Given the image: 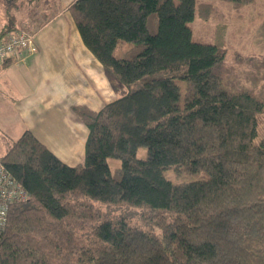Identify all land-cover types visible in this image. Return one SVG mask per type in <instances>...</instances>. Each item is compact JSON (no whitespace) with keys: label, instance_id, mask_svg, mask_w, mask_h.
<instances>
[{"label":"trees","instance_id":"1","mask_svg":"<svg viewBox=\"0 0 264 264\" xmlns=\"http://www.w3.org/2000/svg\"><path fill=\"white\" fill-rule=\"evenodd\" d=\"M197 1L69 6L120 95L97 111L73 106L88 128L75 166L30 130L8 139L0 163L29 198L0 230V264H264L263 79L225 87L214 71L223 40L192 37ZM201 5L208 19L211 2ZM176 79L188 81L184 97ZM111 157L122 162L114 174ZM167 169L207 178L174 183Z\"/></svg>","mask_w":264,"mask_h":264},{"label":"crops","instance_id":"2","mask_svg":"<svg viewBox=\"0 0 264 264\" xmlns=\"http://www.w3.org/2000/svg\"><path fill=\"white\" fill-rule=\"evenodd\" d=\"M23 1L19 6L7 0L9 10H0L7 20L0 18V29L35 34L39 52L26 65L0 64V71L19 69L7 80L17 97L0 95V115L18 124L22 133L32 131L63 162L75 166L85 156L88 128L73 106L97 111L118 94L102 64L81 40L68 11L75 0ZM27 3L29 8L22 10Z\"/></svg>","mask_w":264,"mask_h":264},{"label":"rangeland","instance_id":"3","mask_svg":"<svg viewBox=\"0 0 264 264\" xmlns=\"http://www.w3.org/2000/svg\"><path fill=\"white\" fill-rule=\"evenodd\" d=\"M211 2L210 17L204 19L200 16L204 2ZM250 4L239 3L231 0H198L196 3L195 19L190 23L194 41L203 43L220 44L223 40L226 47L225 60L214 67L224 80L225 87L239 88V83H246V78H261L264 84V0H251ZM19 6L24 1L15 0ZM7 0H0V10H9ZM25 7V8H23ZM23 8V9H22ZM22 10L29 8V3L22 6ZM14 10V9H12ZM1 21L7 20V14L1 16ZM128 44H125L126 47ZM118 52V51H117ZM118 54V53H117ZM17 67H9L0 71V95L17 97V93L7 85V80L12 73H18ZM250 79V80H251ZM248 80V79H247ZM181 86L182 97L185 96L188 81L176 79ZM120 95L118 93L117 97ZM0 115V158L6 153L9 138L17 139L21 135L20 126L15 122ZM19 126V127H18ZM260 128L264 131V116L261 115ZM84 147V145H83ZM148 148L142 146L137 151V158L148 157ZM112 173L121 168L122 162L118 158H109ZM164 176L174 183H183L192 180L206 179L205 172L189 173L167 169ZM103 210L108 206L101 205Z\"/></svg>","mask_w":264,"mask_h":264},{"label":"built area","instance_id":"4","mask_svg":"<svg viewBox=\"0 0 264 264\" xmlns=\"http://www.w3.org/2000/svg\"><path fill=\"white\" fill-rule=\"evenodd\" d=\"M38 52L35 34L15 30L0 35V64L9 61L26 65ZM28 198V192L0 163V230L7 224L10 208Z\"/></svg>","mask_w":264,"mask_h":264}]
</instances>
